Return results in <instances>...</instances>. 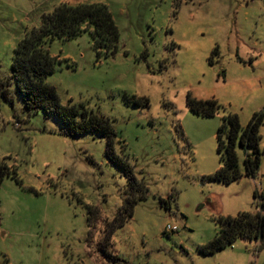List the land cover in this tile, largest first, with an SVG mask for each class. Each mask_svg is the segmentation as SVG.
Segmentation results:
<instances>
[{
	"label": "rangeland",
	"instance_id": "rangeland-1",
	"mask_svg": "<svg viewBox=\"0 0 264 264\" xmlns=\"http://www.w3.org/2000/svg\"><path fill=\"white\" fill-rule=\"evenodd\" d=\"M68 1L106 3L118 46L99 55L89 30L55 38L46 80L63 103L110 119L115 152L146 195L131 217L116 220L129 182L107 155L106 138L73 134L43 109L29 112L11 79L19 40L62 1L0 0V74L11 80L12 96L0 99V161L16 173L0 185V264H264V242L256 239L198 250L219 230L220 215L255 212L264 199V123L256 176L205 177L221 163L223 115L236 112L245 126L264 108V0ZM189 91L224 108L196 114ZM132 94L148 101L135 103ZM238 155L244 170L245 151Z\"/></svg>",
	"mask_w": 264,
	"mask_h": 264
},
{
	"label": "trees",
	"instance_id": "trees-1",
	"mask_svg": "<svg viewBox=\"0 0 264 264\" xmlns=\"http://www.w3.org/2000/svg\"><path fill=\"white\" fill-rule=\"evenodd\" d=\"M84 30L90 31L99 55L116 51L120 31L106 3L62 1L51 11L44 12L40 25L27 29L19 40L11 62L10 76L16 89L24 97L29 112L43 109L54 114L73 134L98 131L106 138L107 155L124 168L129 182L128 194L116 216V220H123V217L133 215L136 201L146 195V185L136 178L130 165L115 152L116 129L108 117L92 112L82 104L72 101L63 103L57 88L46 80L47 75L55 68V57L50 54L48 44L55 38L67 40L77 37ZM216 53H219L217 47L210 56V62H213ZM10 81L0 74V99L12 101ZM129 97L135 103L148 101L147 97L134 94ZM186 104L194 113L207 117L224 108L217 98H198L190 91L186 95ZM263 123L264 108L255 111L245 126L241 124L238 113H225L216 133L217 153L221 163L205 177L229 183L238 180L243 174L256 176L261 164L260 128ZM239 149L245 151L244 170L239 163ZM12 173L16 177L15 170L11 171L5 162L0 161V185L5 176ZM254 194L259 195L257 192ZM238 237L256 239L261 244L264 242L263 198L261 209L255 212L240 211L235 215H220L219 230L212 239L200 244L198 250L203 254H210L231 245Z\"/></svg>",
	"mask_w": 264,
	"mask_h": 264
},
{
	"label": "built area",
	"instance_id": "built-area-1",
	"mask_svg": "<svg viewBox=\"0 0 264 264\" xmlns=\"http://www.w3.org/2000/svg\"><path fill=\"white\" fill-rule=\"evenodd\" d=\"M167 228H176V227H172L170 224L167 225Z\"/></svg>",
	"mask_w": 264,
	"mask_h": 264
},
{
	"label": "crops",
	"instance_id": "crops-1",
	"mask_svg": "<svg viewBox=\"0 0 264 264\" xmlns=\"http://www.w3.org/2000/svg\"><path fill=\"white\" fill-rule=\"evenodd\" d=\"M59 1H68V0H59ZM57 5V4H56Z\"/></svg>",
	"mask_w": 264,
	"mask_h": 264
}]
</instances>
